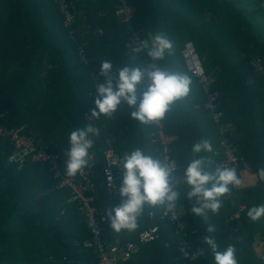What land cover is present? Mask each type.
I'll use <instances>...</instances> for the list:
<instances>
[{"label":"trees","instance_id":"obj_1","mask_svg":"<svg viewBox=\"0 0 264 264\" xmlns=\"http://www.w3.org/2000/svg\"><path fill=\"white\" fill-rule=\"evenodd\" d=\"M71 1L78 15L77 25L71 28L74 34L65 27L54 0H0V115L6 113L2 126L25 125V134L38 148L57 155L64 171L68 132L88 124L85 116H91L96 88L104 82L99 76L101 62L109 60L114 68L146 64L145 52L139 56L132 52L133 39L143 40L149 33L167 35L173 49L159 63L192 78L191 94L162 120L166 136L176 138L169 144L171 161L184 164L191 157L192 144L205 138L213 150L203 155L210 157L213 167L221 166V127L228 137L233 134L230 139L245 162L237 174L251 170L258 181L255 187L233 189L229 198H222L219 211L209 213L207 219L190 212L195 200L184 198L188 187L176 186L177 210L186 224L183 232L162 219L164 209L146 208L135 231L114 233L107 219L105 234H113L125 246L139 243L143 232L158 227L159 238L140 245L138 254L124 264H214L203 243L205 235H213L221 251L233 245L238 264H261L264 252L257 257L252 242L257 232L264 237V219L253 222L246 213L264 204V179L258 172L264 169V78L250 66L252 59L264 64V0H127L135 9L131 26L116 18L117 0ZM187 43L194 45L205 73L214 79L212 91L220 93L223 116L218 126L205 109L201 84L183 58ZM82 45L84 58L79 54ZM142 91L139 87L138 95ZM133 110L124 103L112 119L101 117L92 123L100 132L93 138V159L83 169L93 171V205L98 209L121 203L120 196L110 200L106 191L103 154L109 149L108 140L120 158L139 147L162 159L159 145L153 142L156 128L132 119ZM13 150L9 141L0 139V264L96 262V253L82 247L90 232L78 203L70 201L72 191L59 188L48 166L30 160L21 167L10 163ZM241 205L246 210L240 225L231 223L238 231L230 237L226 223ZM150 213L155 215L153 220ZM209 224L214 233L206 231ZM200 248L203 254L194 255Z\"/></svg>","mask_w":264,"mask_h":264},{"label":"clouds","instance_id":"obj_2","mask_svg":"<svg viewBox=\"0 0 264 264\" xmlns=\"http://www.w3.org/2000/svg\"><path fill=\"white\" fill-rule=\"evenodd\" d=\"M172 49L173 42L167 35L149 33L138 47L132 49L134 52L146 53L149 58L146 64L114 68L111 61H102L99 76L104 82L96 88L92 121L101 117L112 119L124 103L134 109L130 113L131 118L140 124L149 125L164 120L177 102L188 97L192 91V78L188 73L159 63L171 54ZM139 87L143 91L138 95ZM99 132L100 129L93 126L92 122L68 132L64 175L75 176L90 165L93 138ZM212 150V143L201 138L192 144L191 157L184 164L146 154L139 147L124 152L119 161H113L112 164L122 172L119 187L121 203L105 210L114 233L135 231L146 208H162L165 212L177 210L180 193L175 190L176 186L188 187L184 198L195 200L190 209L194 216L207 219L209 213L216 214L222 198L233 191L234 185L240 186L241 180L233 167H213L210 157L203 155ZM258 172L264 179V169ZM111 179L109 176V183ZM246 216L253 222L264 219V204L252 206ZM206 231L214 233L215 227L209 224ZM203 243L210 249L214 264H238L233 245L221 251L213 235H205ZM203 252L204 249L200 248L194 255H202ZM184 255L188 256V253L184 252Z\"/></svg>","mask_w":264,"mask_h":264},{"label":"built area","instance_id":"obj_3","mask_svg":"<svg viewBox=\"0 0 264 264\" xmlns=\"http://www.w3.org/2000/svg\"><path fill=\"white\" fill-rule=\"evenodd\" d=\"M58 6L60 13L64 18V25L69 29L70 34H74L71 29L78 23V15L76 13L75 5L71 0H54ZM120 4V8L116 11L115 16L121 24L131 26L135 9L129 5L127 0H117ZM99 36L103 35L101 30L97 31ZM142 40L139 37L133 39L132 49L139 46ZM85 46L79 47V54L81 58L85 57ZM132 52L135 55H140L141 52ZM183 58L190 71V73L199 81L203 91L206 95L205 109L211 113V117L215 125H220L223 113L220 110L221 100L220 93L212 91V85L214 79L207 75L204 71L203 64L194 48L192 43H187L183 51ZM250 66L254 74L264 78V64L261 59H252ZM94 100L96 94H94ZM6 116L5 114L0 115V139L3 141H9L13 147V153L9 157V162L18 166L24 165L27 160L33 163H37L40 166H48L50 172L53 174V178L59 181V188H69L72 191L71 200L72 202L78 203L80 210L85 215L86 223L90 232L89 239L82 243V247L86 250H92L96 253L97 261L91 264H124L127 263L132 257L138 254L140 245L153 242L159 238L158 227L151 228L143 232L139 236V243H127L125 246L119 245L116 241L111 243L105 234V223L107 222V209L96 208L93 204L95 198L92 192L95 189V183L93 181V171L88 169H82L75 176L64 175V171L60 167V161L57 155L50 154L44 148H38L32 137L26 135V126H20L14 129H7L2 126V121ZM88 124L93 123L91 116H85ZM156 128V132L153 134V142L159 145L162 151V159L171 161V150L169 144L171 138L167 137L164 131L163 121H158L150 124ZM221 130L220 136V148L223 160L221 166L233 167L238 171L241 167L245 166V162L238 155L237 146L230 138L226 135L227 130L219 127ZM108 148L103 156L106 164L104 170V176L106 180V191L109 194L110 200L116 199L119 196V187L122 180V172L112 164L113 161H119L120 156L111 149V142L108 140ZM111 176V183H109L108 177ZM241 184L240 186H233L236 191L244 190V184L241 176L238 174ZM226 198L230 197V193L225 195ZM115 207V206H113ZM112 206L108 209L113 208ZM246 210L245 205H241L232 217L230 222L226 223V231L230 237H233L234 233L238 230L235 228L236 225L231 227V223L240 225L242 213ZM162 219L168 220V222L176 224L178 231L183 232L186 228V224L182 221L181 215L177 210L172 212H162ZM149 218L153 220L155 215L150 213ZM233 225V224H232ZM186 235V234H185ZM182 244L186 245L185 241ZM252 250L257 257H262L261 254L264 252V240H254L252 242ZM261 259V264H264V259Z\"/></svg>","mask_w":264,"mask_h":264},{"label":"crops","instance_id":"obj_4","mask_svg":"<svg viewBox=\"0 0 264 264\" xmlns=\"http://www.w3.org/2000/svg\"><path fill=\"white\" fill-rule=\"evenodd\" d=\"M171 138V137H170ZM172 142L176 140L175 137L171 138ZM241 179L244 184V189L255 187L258 181L257 174L253 173L251 170H241ZM260 231V230H259ZM260 232H257L254 240H264V237L260 236Z\"/></svg>","mask_w":264,"mask_h":264},{"label":"rangeland","instance_id":"obj_5","mask_svg":"<svg viewBox=\"0 0 264 264\" xmlns=\"http://www.w3.org/2000/svg\"><path fill=\"white\" fill-rule=\"evenodd\" d=\"M177 212L179 213V214H181V211L180 210H177ZM106 235L108 236V239H109V241L111 242V243H113V242H115V237H113V234H111V233H106Z\"/></svg>","mask_w":264,"mask_h":264}]
</instances>
